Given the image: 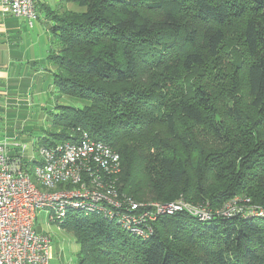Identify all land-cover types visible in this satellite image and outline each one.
Returning a JSON list of instances; mask_svg holds the SVG:
<instances>
[{"label": "trees", "instance_id": "obj_1", "mask_svg": "<svg viewBox=\"0 0 264 264\" xmlns=\"http://www.w3.org/2000/svg\"><path fill=\"white\" fill-rule=\"evenodd\" d=\"M58 1L84 10L43 5L55 95L85 104H55L39 147L105 143L125 201L264 207V0ZM61 226L77 264H264V215L177 213L146 239L95 214Z\"/></svg>", "mask_w": 264, "mask_h": 264}, {"label": "built area", "instance_id": "obj_2", "mask_svg": "<svg viewBox=\"0 0 264 264\" xmlns=\"http://www.w3.org/2000/svg\"><path fill=\"white\" fill-rule=\"evenodd\" d=\"M37 0H0L3 13L25 20L37 19ZM0 143V264H49L51 237L34 229L36 215L45 213L47 223L59 224L69 213L95 214L120 225L127 234L146 239L160 217L186 213L199 222L234 212L262 217L264 207L247 199L219 210L183 199L169 203L132 202L118 197L104 178L121 172L119 155L108 145L82 133L76 140L50 147L40 146L32 167L23 168L22 158L9 156Z\"/></svg>", "mask_w": 264, "mask_h": 264}, {"label": "crops", "instance_id": "obj_3", "mask_svg": "<svg viewBox=\"0 0 264 264\" xmlns=\"http://www.w3.org/2000/svg\"><path fill=\"white\" fill-rule=\"evenodd\" d=\"M43 5L50 6L49 0H37V19L31 25L3 13L0 8V142L7 144L9 156L21 157L29 163L35 154L25 159L26 146L15 143V137L9 136L8 126L2 127L1 121H15L35 114L42 116L45 105L55 107L49 102V96H56L52 80L54 66L48 60L52 22L43 15ZM38 21L45 25L44 38L35 31ZM52 258L50 250V261Z\"/></svg>", "mask_w": 264, "mask_h": 264}, {"label": "rangeland", "instance_id": "obj_4", "mask_svg": "<svg viewBox=\"0 0 264 264\" xmlns=\"http://www.w3.org/2000/svg\"><path fill=\"white\" fill-rule=\"evenodd\" d=\"M49 4L52 10H84L82 7H78L77 5L71 3H62L60 5L58 0H49ZM44 29V23L40 24L39 21L36 22L35 31H38V34H40V37L42 38L45 37ZM49 102L52 105L60 104L74 107H83L85 104L83 101L64 96L61 98H57V96L52 98L49 96ZM48 106L50 107V110L48 109ZM49 111L53 112V107L51 105H45L42 116L35 114L33 116L27 115L24 118H18L15 121H1V124H3L2 127H6V125L8 126L9 136L15 137L16 141L14 142L19 145L26 146L24 151L25 159H30L34 154L37 156V149L39 148L38 141L43 136H46V131L51 130L49 113L47 114ZM34 112H36L35 109ZM145 201L151 200L146 199ZM34 229L38 232L47 233L51 237L50 250L52 251L53 258L49 264H77L79 257V245L74 237V234L72 232H68L66 229H63L61 223H47L45 220V213L43 211H39L36 215Z\"/></svg>", "mask_w": 264, "mask_h": 264}]
</instances>
